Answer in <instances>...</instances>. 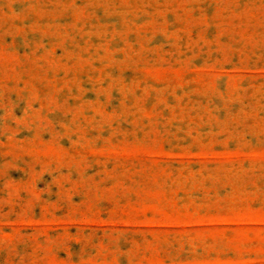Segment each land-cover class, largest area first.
Segmentation results:
<instances>
[{
  "label": "rangeland",
  "instance_id": "1",
  "mask_svg": "<svg viewBox=\"0 0 264 264\" xmlns=\"http://www.w3.org/2000/svg\"><path fill=\"white\" fill-rule=\"evenodd\" d=\"M0 264H264V0H0Z\"/></svg>",
  "mask_w": 264,
  "mask_h": 264
}]
</instances>
